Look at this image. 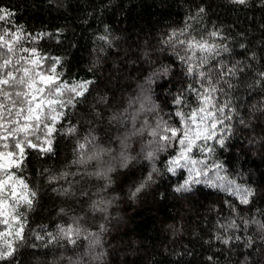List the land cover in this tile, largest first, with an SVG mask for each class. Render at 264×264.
<instances>
[{
	"label": "trees",
	"instance_id": "1",
	"mask_svg": "<svg viewBox=\"0 0 264 264\" xmlns=\"http://www.w3.org/2000/svg\"><path fill=\"white\" fill-rule=\"evenodd\" d=\"M0 8L12 13L0 21V31L22 25L31 36L48 34L23 46L60 57L62 79L94 82L89 94L63 109L66 117L52 137L54 151L28 150L24 168L17 170L38 195L31 209L21 208L25 239L17 242L12 264H68L69 257L80 264H264V234L256 225L241 224L227 233L219 228L232 219L238 224L240 218L264 222V80L259 77L264 71V0H247L245 5L233 0H0ZM185 28L188 38L229 49L205 65L214 79L221 66L243 69L227 78L234 85L231 89L219 82L224 92L217 98L231 100L235 111L229 122L232 130L226 133L231 136L227 150L217 148L210 160L224 161L229 179L255 190L248 205L207 185L194 186L192 193H175L182 178L168 174L155 177L156 183L131 196L149 169L141 150L152 139L151 127L160 118L174 122L173 97L201 83L187 75L178 59L183 48L167 42L173 31ZM213 31L220 35L211 37ZM161 66L171 69L169 75L148 85ZM185 102L194 105V94L187 92ZM145 121L150 127L140 132ZM70 126L75 133H67ZM125 135L129 154L138 158L128 169L117 162L110 187L88 175L96 170L94 161L72 163L101 147L117 155ZM82 143L86 146L80 150ZM168 154L161 153L160 159ZM157 166L163 172V165ZM62 173L67 177L49 183L50 176ZM101 200L111 203L104 211L94 210L93 201ZM57 225H78L82 236L77 245L60 240L44 247L45 233L55 234ZM88 233L99 234L100 245L94 250L89 248L92 237L84 239ZM221 234L252 236L254 244L246 248L241 240L225 245L215 239ZM37 235L45 239L38 240Z\"/></svg>",
	"mask_w": 264,
	"mask_h": 264
},
{
	"label": "snow or ice",
	"instance_id": "2",
	"mask_svg": "<svg viewBox=\"0 0 264 264\" xmlns=\"http://www.w3.org/2000/svg\"><path fill=\"white\" fill-rule=\"evenodd\" d=\"M233 2L245 5L247 0ZM11 15L6 9L0 8V21H6ZM187 31V28L173 31L167 42L170 46L179 45L183 48L184 54L178 55V59L185 65L187 75L198 78L201 83L199 87L189 85L173 97L176 106L173 113L176 118L174 122L160 118L155 126L151 127L152 139L148 141L146 150H141L149 169L139 183L133 186L131 196L135 198L156 183L155 177L168 174L182 178V182L173 189L175 193L188 194L193 192L194 186L207 185L209 188L227 192L241 205H248L256 195L255 190L229 179L224 161L210 160L217 148L221 151L227 150L231 136L226 133L232 130L229 122L233 119L231 113L235 111L231 107V100L221 101L217 98L218 92H224L219 82L223 80L227 88L231 89L234 85L227 78L236 76L243 69L235 65L226 69L221 66V71L214 79L205 65L210 57L229 49L203 38H188L185 36ZM42 35L48 34L31 36L25 32L22 25L14 30L9 28L0 31V226H3V230H0V264H12L18 250L17 242L25 239L26 216L21 208L31 209L38 195L17 170L24 168L28 150H36L41 154L54 151L52 137L59 130L58 123L66 117L63 109L74 106L78 98L89 94L90 85L94 83L91 80L72 83L62 79L63 73L58 70V66L62 64L60 57L45 56L36 47L23 46V42H35ZM209 35L217 37L220 34L213 31ZM170 71L168 66H161L151 74L146 83L151 85L155 79L168 76ZM259 77L264 80V71L259 73ZM187 92L194 94V105L185 102ZM65 96L68 98L65 99ZM239 122L244 124L243 119ZM148 127L150 125L145 121L144 128L139 131L144 132ZM75 132L74 126L67 129L68 134ZM127 141V135L119 140L120 151L117 155H112L110 148L101 147L91 155L82 156L72 163L86 165L94 161L96 170L88 175L107 181L106 187H110L111 174L116 170L117 162L120 168L128 169L138 158L129 154ZM85 146L83 143L79 144V149L83 150ZM166 152L169 154L161 160L160 154ZM105 156L108 157L107 160ZM158 163L163 165V172L157 166ZM67 175L68 173H62L60 177L50 176L49 183L64 179ZM61 192L64 195L70 194L69 189H61ZM110 203L111 201H93L91 206L94 210L104 211ZM229 206L239 218L236 208L231 204ZM60 211L64 212V209ZM241 224L245 228L256 225L264 234V222L257 220L240 218L238 224L236 219H232L227 224H220L219 228L222 233H227L229 230H238ZM103 230L104 226L101 225V231ZM45 235L48 240L44 247L60 240L75 246L82 236V231L78 225H57L55 234L46 232ZM89 237H92L89 240V248L94 250L100 245L99 234L88 233L84 239L88 240ZM36 239L43 241L45 237L37 235ZM215 239L225 245L243 240L246 248H251L254 244L252 236L221 234ZM261 239L264 240V236ZM209 260H212V257H209ZM53 264L59 262L53 261ZM68 264L80 262L69 257Z\"/></svg>",
	"mask_w": 264,
	"mask_h": 264
}]
</instances>
